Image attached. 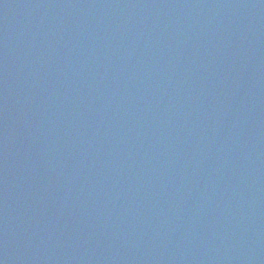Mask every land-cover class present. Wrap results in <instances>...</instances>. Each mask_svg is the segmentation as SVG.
I'll return each mask as SVG.
<instances>
[{
    "label": "water",
    "instance_id": "1",
    "mask_svg": "<svg viewBox=\"0 0 264 264\" xmlns=\"http://www.w3.org/2000/svg\"><path fill=\"white\" fill-rule=\"evenodd\" d=\"M0 264H264V0H0Z\"/></svg>",
    "mask_w": 264,
    "mask_h": 264
}]
</instances>
